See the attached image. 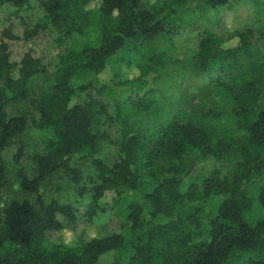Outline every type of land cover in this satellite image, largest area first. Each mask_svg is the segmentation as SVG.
Wrapping results in <instances>:
<instances>
[{
    "label": "trees",
    "instance_id": "trees-1",
    "mask_svg": "<svg viewBox=\"0 0 264 264\" xmlns=\"http://www.w3.org/2000/svg\"><path fill=\"white\" fill-rule=\"evenodd\" d=\"M239 2L264 7L39 0L43 14L30 25L21 14L30 0H0V13L24 25L0 29V202L14 193L0 205V264H95L105 253L111 264H264V28L236 31L230 45L205 29L182 57L174 43L191 18ZM42 32L64 46L54 79L30 98L37 117L10 114L48 64L29 51L12 61L9 42ZM170 84L175 93L162 100L157 89ZM28 126L44 133L31 172L21 146L5 155ZM107 144L111 164L100 155ZM76 163L95 173L86 219L109 211L124 221L107 235L54 242L48 234L74 225L77 209L45 201L40 188L58 172L78 185Z\"/></svg>",
    "mask_w": 264,
    "mask_h": 264
},
{
    "label": "rangeland",
    "instance_id": "rangeland-1",
    "mask_svg": "<svg viewBox=\"0 0 264 264\" xmlns=\"http://www.w3.org/2000/svg\"><path fill=\"white\" fill-rule=\"evenodd\" d=\"M143 1L152 4L161 0ZM21 14L28 24L35 23L43 14L39 6V0H30L29 7ZM3 27H10L15 34H21L24 25L19 18L10 15L9 10H3L0 13V29ZM246 28H251L255 32L258 29L264 28V7H254L239 2L230 8H221L219 10L210 9L206 17L191 18L189 22L183 24L178 34L174 37L175 50L178 52L179 57H182L184 53H189L196 45L198 35L205 29L220 37L225 45H230L234 42L235 32ZM9 45L12 61L18 63L23 54L29 51L34 56L41 58L45 64H48L47 72L44 75L35 77L31 82L29 86L30 97L24 102L8 107L10 114L27 113L30 117H37L36 112L30 104V98L36 97L43 88L48 87L52 83L54 79L53 63L56 62L57 54L64 46H59L55 42L54 36L46 32L40 33L31 41H12L9 42ZM124 58L125 60L122 59L120 70L124 76H130L133 72V65H130L129 57L128 59L126 57ZM176 85L170 84V87H162L161 90L157 89V96H161L162 100L167 99L168 95L175 93ZM186 85V80L181 82V86ZM194 90L195 88L192 87L185 91V94L187 97H190L191 101H195V97H191L195 92ZM110 134L114 137L116 131H112ZM43 137L44 133L28 126L7 148L5 151L6 157L10 158L16 149L21 146L23 149L22 164L28 172H31L34 165L32 155L35 152L41 151ZM115 150L116 147L107 144L100 155L105 162L111 164L116 158ZM76 166L81 169V177L78 185L70 177L58 172L40 188V192L45 201L55 199L61 203H70L77 209L78 218L74 225L72 224L67 229L52 231L48 234V238L54 242H73L79 237L88 239L93 236L107 235L119 231L121 223L124 221L123 217L116 216L109 211L100 212L95 217L94 222L86 219L85 211L90 202L88 190L93 184L92 181L95 178V173L87 164L76 163ZM12 194L14 195L11 190L7 191L3 195V199ZM112 260L113 254L105 253L95 264H111Z\"/></svg>",
    "mask_w": 264,
    "mask_h": 264
}]
</instances>
